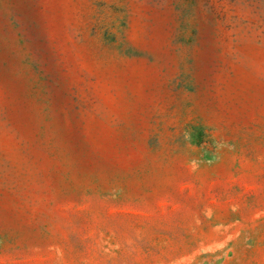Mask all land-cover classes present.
Returning <instances> with one entry per match:
<instances>
[{
	"label": "rangeland",
	"instance_id": "rangeland-1",
	"mask_svg": "<svg viewBox=\"0 0 264 264\" xmlns=\"http://www.w3.org/2000/svg\"><path fill=\"white\" fill-rule=\"evenodd\" d=\"M0 264H264V0H0Z\"/></svg>",
	"mask_w": 264,
	"mask_h": 264
}]
</instances>
